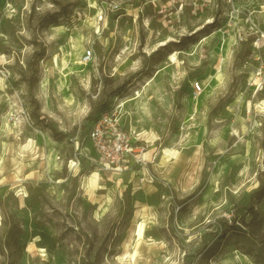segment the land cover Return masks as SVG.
I'll return each instance as SVG.
<instances>
[{"label":"rangeland","instance_id":"374dc122","mask_svg":"<svg viewBox=\"0 0 264 264\" xmlns=\"http://www.w3.org/2000/svg\"><path fill=\"white\" fill-rule=\"evenodd\" d=\"M176 7L0 0V264H264V0ZM105 109L147 163L98 167Z\"/></svg>","mask_w":264,"mask_h":264},{"label":"built area","instance_id":"2783aa9c","mask_svg":"<svg viewBox=\"0 0 264 264\" xmlns=\"http://www.w3.org/2000/svg\"><path fill=\"white\" fill-rule=\"evenodd\" d=\"M208 1L173 0V3L177 5L176 10L181 11L184 5H188L190 8H199L200 6L203 7ZM103 7L107 6L104 4ZM112 7L116 8V6ZM233 11L236 10L234 9ZM259 43L260 37L257 36L253 40V45L258 46ZM91 57L92 49L87 48L82 55L83 63L90 62ZM192 87L194 95H197L202 90V85L198 81L193 82ZM87 138L98 153L97 165L102 170H123L126 168L127 158L133 155L136 157V163H147V160L145 161L142 156L146 150L140 142L142 140L139 139L138 134L134 135V131L123 129L116 113L113 111L109 112L105 109L102 112L101 110L89 129Z\"/></svg>","mask_w":264,"mask_h":264},{"label":"bare ground","instance_id":"6f19581e","mask_svg":"<svg viewBox=\"0 0 264 264\" xmlns=\"http://www.w3.org/2000/svg\"><path fill=\"white\" fill-rule=\"evenodd\" d=\"M215 33V32H214ZM214 33H212V34H210L209 36H211V35H213ZM209 36H207V37H209ZM214 36V35H213ZM207 37H205V38H207ZM204 38V39H205ZM225 47V46H224ZM178 54V51L177 50H173L172 52H170L169 53V56L167 57V60H169V61H174L175 59H176V56H178L177 55ZM58 59V58H57ZM67 59V58H66ZM59 61V60H58ZM221 75H222V73H221V71H219V69H217V71H216V73H215V75H213L212 77H211V80L213 81V80H215V81H218V80H220V78H221ZM151 81V80H150ZM149 81V82H150ZM149 82H147V84H149ZM263 102L261 101V103H260V105H263L262 104ZM264 109V108H263ZM165 156H167L166 154H164ZM89 164H90V162H89ZM85 180V179H84ZM89 184H90V182L88 181V180H85L84 181V183H83V186H84V188H88L89 187ZM92 186V185H91ZM108 198V197H107ZM109 199V198H108ZM104 213V212H103ZM137 228H136V234L135 235H137V237H138V239L140 240V239H142L143 237H144V225H143V223L142 222H139V224L136 226ZM44 255V254H43Z\"/></svg>","mask_w":264,"mask_h":264},{"label":"trees","instance_id":"16d2710c","mask_svg":"<svg viewBox=\"0 0 264 264\" xmlns=\"http://www.w3.org/2000/svg\"><path fill=\"white\" fill-rule=\"evenodd\" d=\"M259 186H260V188H262L264 186L263 182H261V184Z\"/></svg>","mask_w":264,"mask_h":264}]
</instances>
